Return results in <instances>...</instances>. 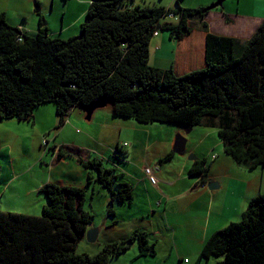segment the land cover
Segmentation results:
<instances>
[{
	"label": "trees",
	"instance_id": "1",
	"mask_svg": "<svg viewBox=\"0 0 264 264\" xmlns=\"http://www.w3.org/2000/svg\"><path fill=\"white\" fill-rule=\"evenodd\" d=\"M134 1L90 0L79 35L68 40L52 39L46 28L26 36L1 13L0 122L31 121L36 108L54 104L59 126L73 107L105 97L117 117L139 125L215 129L224 153L238 166L263 169L264 22L240 43L208 32L206 8L165 9ZM194 20L206 33L204 66L177 75L172 67L150 65L157 27L181 40ZM85 166L96 171L115 200L131 199L128 184L112 191L113 170L96 160ZM207 172L205 161H196L190 175L206 178ZM41 192L48 204L40 216L0 212V264H108L134 240L140 256L153 253L149 234L136 231L96 255H76L75 245L93 222L82 208L84 188L47 184ZM200 257L222 258L217 264H264V194L248 203L239 222L213 233Z\"/></svg>",
	"mask_w": 264,
	"mask_h": 264
},
{
	"label": "crops",
	"instance_id": "2",
	"mask_svg": "<svg viewBox=\"0 0 264 264\" xmlns=\"http://www.w3.org/2000/svg\"><path fill=\"white\" fill-rule=\"evenodd\" d=\"M56 1L59 0H52L53 3ZM180 1L135 0L133 5L158 6L165 9H174L179 5L186 8L182 2L179 4ZM89 2L90 0L70 2L77 4L75 19L67 22L66 27L62 26L61 35L71 37L76 34L72 24L86 15ZM213 2L216 0H195L189 4H195L194 8H205ZM36 3L41 10L42 4L37 1ZM27 4L29 5V0H6L0 14H4L7 19L8 13L17 12L22 23L15 25L16 27L12 26L26 36L37 34L41 28H46L48 34L53 36L49 20L59 15L53 14V11L46 14L35 12L38 16L36 17ZM16 5L19 6L18 10ZM64 16L65 13L63 23ZM30 17L33 19L30 20ZM43 17L46 23L43 22ZM203 22L206 23L209 33L245 43L264 22V0L224 1L221 7L207 12ZM191 26V33L181 40L171 39L168 33L160 32L157 27V35L153 36L150 42V59L158 53L162 55L159 59L154 58L156 65L151 64L153 67L163 70L172 67L177 75H181L204 66L206 33L201 29L199 21H192ZM61 35L53 37L61 40ZM31 121L33 128L28 129L25 135L14 127L18 135L15 144L13 143L16 138L13 135L8 141L0 140V160L2 157L7 162H0V174H4L0 181V194L6 196L8 192L11 198L13 192L17 191L19 196L24 198L22 212L26 215H30L31 210L42 212L47 206L46 196L41 192V188L47 184L84 188L82 208L89 195L91 200L95 199V193L100 200L103 197V205H106L112 201V194L101 187L96 171L85 166L88 161H100L103 169L113 170L114 184L119 189L122 184L130 186L131 200L119 203L132 205L135 203V196L140 199V207L151 211L149 227H144L143 224L135 225L133 221L127 223L128 226L123 228V232L127 237L130 234L129 238L137 230L149 234V244H152L150 240H153L151 256L158 264H200L198 259L202 246L210 236L230 223H235L246 209L247 200L264 194V168L250 170L238 166L225 154L222 156L218 143H215L214 139L213 142H208L215 134L200 130L199 126L191 128L187 133L186 127L182 126L175 125L172 128L160 126L163 124L139 125L132 119L117 117L110 99H106L105 107L94 111L89 118L82 106L77 105L58 126L54 104H45L34 110ZM24 129L26 131L27 127ZM162 132H165V137ZM176 136L184 138L186 142L182 156L173 151ZM25 139L29 140V144L24 152L14 154L15 145ZM44 140L48 142L47 147L42 146ZM217 140L220 143L218 138ZM159 144L164 147L162 152L156 148ZM124 152L128 156L127 159L119 160L118 156ZM26 156L29 158H25ZM189 156H194L196 160L190 161ZM202 160L208 167L203 182L190 175L193 163ZM105 166L107 168H104ZM144 167L154 169L158 177L156 186L151 185L144 176ZM116 173H119L121 181H117ZM211 184L215 186L213 189L208 188ZM76 200L79 203L81 198ZM162 219L164 225L155 226L154 222L160 223ZM105 222V228H109V220ZM92 228L97 229L98 238L104 227L99 228L92 222L88 229ZM160 237L162 239L158 244ZM165 254L168 255L164 256ZM159 256L162 259L157 261Z\"/></svg>",
	"mask_w": 264,
	"mask_h": 264
},
{
	"label": "rangeland",
	"instance_id": "3",
	"mask_svg": "<svg viewBox=\"0 0 264 264\" xmlns=\"http://www.w3.org/2000/svg\"><path fill=\"white\" fill-rule=\"evenodd\" d=\"M36 1L39 2V4L41 3L43 6V8L41 10L39 8V13L43 12L46 14L47 12L50 13L53 11V14L59 15V16H53L49 20V23H50L51 31H53L52 35L60 37L62 26L64 25V27H66L67 22L74 21V19H75V11L77 8V4L76 3L70 4L71 1H75V0H68V2H65L66 0H59V1H56L55 3H53L52 0H41L42 2L40 0H29V5L27 4L28 7L31 8L34 15L36 17H38L35 13V6H34ZM192 1H195V0H181L179 2V4L181 5V2H182V4L186 6V8H183L182 6H180V7L183 9H195L193 6L195 4H192V6H190L191 4H189ZM226 1H228V0H226ZM213 3H215V2H213ZM213 3L208 4L205 8H208ZM5 5H6V0H2L0 2V9L1 10L4 9ZM16 7L18 10L19 6L16 5ZM176 7H177V5H176ZM63 13H65V16H64L65 22L64 23L62 21ZM84 18H85V15L83 17L79 18L76 22H74L72 24V29H73V31H75L76 34H74L71 37H76L79 35V33H80L79 28H80L81 24L83 23ZM32 19H33V17H30V20H32ZM43 20H44L43 22L46 23V20L44 19V17H43ZM6 22L7 23L9 22L11 24V26L12 25L15 26V25H18L19 23H22L17 12L16 13H12V12L8 13ZM53 36H51V38L56 39ZM61 37H63V39H61V40H65V39L68 40L69 38H71L70 36H66L64 34H62ZM161 55L162 54H159V53L156 55H153L150 59V65L151 64L156 65L154 58L159 59ZM156 125H158V124L156 123ZM160 126H162V127L170 126L172 128L175 127V125H160ZM14 127L19 129L18 131L21 133H24V135H25L28 129L32 130L33 125H32V121H29V120L23 121V122H18L17 120L14 119V120H8V121L0 122V140L8 141L10 139V136L13 135L16 138L15 142L13 143V144H15L18 141V135H17ZM26 127H27V129L25 131L24 128H26ZM199 128H201L200 130L203 129V130H207L208 132H211V135L213 133L215 134V136L212 135L213 138L210 137L208 139V142H213V139H214V142L218 143L219 149H220V151H222V156H225L226 154L223 153L224 146H223V144H221V141L219 143V141L217 140V138H218L217 130L208 129V128L205 129L204 127H201V126H199ZM162 136L165 137V132H162ZM199 137L200 136H198V138ZM28 144H29V140H27V139L21 141L20 143H17L15 145V147L13 148V153L14 154L23 153ZM47 145H48V143H47ZM125 146H126V144H125ZM156 148L159 150V152H162L164 150V147L161 144L157 145ZM120 151H121V149H120ZM153 152H154V150L151 151V153H153ZM125 153L126 152L121 153L118 156L119 160L124 161L125 159H127L128 156H126ZM214 153L216 154L217 152L215 151ZM25 158H29V156H26ZM0 162L1 163H7L5 158H2V157H1ZM168 162L171 164V160H169ZM169 163H166V164L168 165ZM104 168H107V166H105ZM171 168H172V166H171ZM116 176H117L116 177L117 181H121L120 180L121 177H120L119 173H116ZM154 176L158 180V177L155 173H154ZM3 177H4V174L3 173L0 174V181L2 180ZM0 185H1V182H0ZM112 189H113V192L116 193L121 188L119 189V187H117V185L114 184ZM1 192L2 191H0V193ZM9 192H10V190H9ZM254 197L247 200L246 206L249 203V201L251 199H253ZM0 198H1L0 210L10 211V212L16 211L17 214H23L24 213V212H22L23 204H25L24 198L22 196H19L17 191L13 192V197H11V198H10V193H8V192L6 193V196H3L0 194ZM99 200L100 199L98 198L97 193H95V199L94 200H91L90 195H89L88 199L85 200V205L83 206V209L92 214L93 223L95 226H98L99 228H103V227L104 228L100 232L96 242H94V243L87 242L85 237H83L81 240H79L78 243L74 247V253L76 255L87 254V255L93 256V255H96L103 248V246L105 244L126 241L129 238L130 234H128L129 236L127 237V235L124 234V232H123V228L128 226L127 223H129V222L135 221V225L143 224L144 227H149V222L151 220V211H147V210L143 209L142 207H140V204H139L140 199L139 198L134 196V202L135 203L132 205H129V203L121 204L117 200H113V201L107 203L106 205H103V197L101 198L100 203H99ZM110 203H111V205H110ZM108 208L113 210V212H114L113 217L108 215ZM115 212H117V215H115ZM29 213L32 216H40L42 212H36V211L31 210ZM125 217L129 218L130 220L124 219ZM240 218H241V216L238 218V220L236 222H239ZM155 219H158V218H155ZM106 220H109V223L107 225V226H109V228H105V225H106L105 221ZM154 224H155V226H157L158 224L164 225V219L160 220V223L155 221ZM165 227H167V226L165 225ZM160 232H161V237H162L163 236L162 230H160ZM125 237H127V238H125ZM161 237L158 240V244L160 243V240L162 239ZM164 238H167V237H164ZM150 241L153 244V240L151 239ZM179 242H181V241H179ZM130 245H131L130 249H128L123 254H121L117 257H111L108 261V264H158L156 261L155 262L153 261L154 259L151 256L153 253L151 255L147 256L146 258L140 256L139 246H138V242L136 240H134L132 242V244H130ZM158 250L160 251L161 247H159ZM160 255H163V254H160ZM167 255L168 254H165L164 256H167ZM157 258H159V260L156 259L157 261H160L162 259L160 256ZM221 259L222 258L204 259V258L199 257L198 261H199V263L201 262L200 264H217V262L220 261ZM185 262H187V260H185Z\"/></svg>",
	"mask_w": 264,
	"mask_h": 264
},
{
	"label": "water",
	"instance_id": "4",
	"mask_svg": "<svg viewBox=\"0 0 264 264\" xmlns=\"http://www.w3.org/2000/svg\"><path fill=\"white\" fill-rule=\"evenodd\" d=\"M224 1H226V0H218V1H216L211 6L206 8V11L209 12V11H212V10L218 8V7H221ZM34 6H35V12L39 13V7H38L36 2H35ZM106 99L107 98H105V97H101V98H98L97 100L91 102L87 106H82V109L86 112L87 117L89 118L94 111L104 108L105 104H106ZM186 131H187V133L190 132L191 128H186ZM185 143L186 142H185L184 138H182L180 136H176L175 147H174V150H173L174 153L179 155V156H182L184 151H185ZM188 159L190 161L196 160V158L194 156H189ZM214 187L215 186L213 184H211L208 188L209 189H213ZM97 233H98L97 229H94V228L87 230L85 235H84L86 240H87V242L94 243L96 241V239H97Z\"/></svg>",
	"mask_w": 264,
	"mask_h": 264
},
{
	"label": "built area",
	"instance_id": "5",
	"mask_svg": "<svg viewBox=\"0 0 264 264\" xmlns=\"http://www.w3.org/2000/svg\"><path fill=\"white\" fill-rule=\"evenodd\" d=\"M171 17V16H170ZM47 145V142L46 141H44L43 142V146H46ZM143 174H144V176L147 178V180L149 181V183L151 184V185H153V186H156L157 185V179L155 178V176H154V171H153V169L152 168H150V167H144L143 168Z\"/></svg>",
	"mask_w": 264,
	"mask_h": 264
},
{
	"label": "clouds",
	"instance_id": "6",
	"mask_svg": "<svg viewBox=\"0 0 264 264\" xmlns=\"http://www.w3.org/2000/svg\"><path fill=\"white\" fill-rule=\"evenodd\" d=\"M171 16V17H170ZM169 17L170 18H174L172 15H170ZM45 141V140H44ZM44 141H42V146H43V142ZM47 142V141H46ZM48 143V142H47ZM47 146V145H46ZM46 146H44V147H46ZM118 150H119V148H118ZM151 168V167H150ZM154 171V170H153ZM202 182L205 180V178H203V176H197ZM89 230V229H88ZM85 237V236H84Z\"/></svg>",
	"mask_w": 264,
	"mask_h": 264
}]
</instances>
